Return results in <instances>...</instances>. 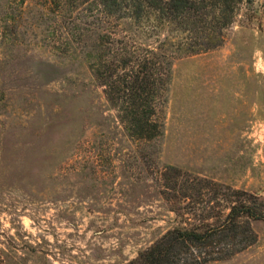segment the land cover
I'll list each match as a JSON object with an SVG mask.
<instances>
[{
    "label": "rangeland",
    "instance_id": "374dc122",
    "mask_svg": "<svg viewBox=\"0 0 264 264\" xmlns=\"http://www.w3.org/2000/svg\"><path fill=\"white\" fill-rule=\"evenodd\" d=\"M10 1L17 21L0 45V264H127L180 223L172 166L202 178L190 204L197 216L215 189L264 198V0H243L221 46L175 60L154 141L128 136L79 50L55 51V15L41 0ZM252 224L254 244L210 264H264V220Z\"/></svg>",
    "mask_w": 264,
    "mask_h": 264
},
{
    "label": "trees",
    "instance_id": "16d2710c",
    "mask_svg": "<svg viewBox=\"0 0 264 264\" xmlns=\"http://www.w3.org/2000/svg\"><path fill=\"white\" fill-rule=\"evenodd\" d=\"M11 2L0 0V45L7 44L11 23L17 21ZM242 4L243 0H41L43 14L55 15V51L79 50L126 133L137 141H154L164 134L175 60L221 46ZM77 9L79 13L71 16ZM170 169L175 174L169 175L167 187L179 192L173 210L180 223L127 264H210L257 241L252 222L264 220V198L230 186L215 189L203 206V216H197V205L190 204L204 193L202 178L184 175L175 166Z\"/></svg>",
    "mask_w": 264,
    "mask_h": 264
}]
</instances>
